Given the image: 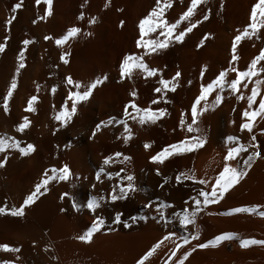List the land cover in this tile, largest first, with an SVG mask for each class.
Segmentation results:
<instances>
[{"label":"bare ground","instance_id":"obj_1","mask_svg":"<svg viewBox=\"0 0 264 264\" xmlns=\"http://www.w3.org/2000/svg\"><path fill=\"white\" fill-rule=\"evenodd\" d=\"M166 3L167 0H161L162 5ZM256 3L257 0H201L191 17L176 24L190 0H171V6L163 10L162 19L165 26L176 24L173 37L191 24L196 26L185 32L181 41L170 38L166 48L153 52L150 47L137 48L135 41L141 38L139 21L156 7V0H52L50 6L44 0L39 4L35 0H0V43H5V50L0 52V97L6 93L13 75L17 80L7 113L0 99V135L20 141L21 147L27 143L34 145V151L23 156L16 149L0 152V160L5 161L0 166V207L5 208V213L0 215V244L18 249L16 252L0 250V264L4 261L9 264H136L142 256L145 257L143 264H176L184 252L189 255L183 258L182 264H264V245L241 247L240 244L241 240H264V217L257 214L264 211V114L252 121L251 133L239 127L247 123L242 113L256 110L259 99L264 96V71L251 79L243 78L234 93L226 86L223 91L214 87L207 101L197 105L193 127L200 131L187 129L192 120L191 105L201 85L207 86L225 69L228 71L224 80L230 83L236 77L231 68L237 72L247 70L251 60L264 48V23H261L264 16L259 12L256 31L249 28V35L237 42L236 51L231 48L234 36L252 23L251 7ZM13 4L20 5L14 13ZM45 9H49L47 16ZM37 16L41 19L33 24ZM5 20L11 21L7 31ZM154 26L156 31L146 32L143 39L154 40L164 30ZM71 27L79 28L80 32L56 45L55 40L66 35ZM45 36L50 39L45 40ZM159 38L164 40L163 36ZM23 39L31 43L24 53L25 67L17 72L16 57L19 49L25 47L21 44ZM62 53L67 54V64L60 59ZM125 54L141 57L157 73L148 76L134 67L121 78L119 65ZM233 55L236 60L231 59ZM256 67L264 68V60L258 61ZM177 72L179 76H175ZM65 77L80 81L81 85L97 79L101 82L88 100L78 102L76 113L61 127L54 115L62 106L70 110L68 92L83 91L67 85ZM160 79L170 81L169 85H160ZM257 80V97L249 108L247 96ZM244 84L248 87H243ZM155 88H161L162 93L154 92ZM132 92L134 96L130 95ZM216 94L221 96L219 104L215 103ZM31 96L37 99L31 105L33 111H27ZM236 96L241 99L237 100ZM125 104H129V116L123 115ZM131 104L155 113V122L139 123L142 113L133 110ZM201 108L203 112L199 111ZM161 109L163 116H159ZM181 113L184 124H180ZM23 117H27L29 125L17 132ZM110 117L124 123L114 121L107 125ZM101 121L105 124L93 135ZM124 124L128 126L127 132ZM228 135L236 136L245 145L250 144L251 136H256V148L249 151L260 155L215 203L204 205L200 197L195 227L188 224L182 228L174 213H181L184 208L191 212L194 202L189 197L197 196L200 190L211 191L210 185L223 168L227 148L235 146V142L225 145ZM197 138L204 140L203 145L192 147ZM180 141L185 142L186 150L170 149L171 155L163 163L150 160L165 147ZM117 152L121 153L119 157L114 155ZM247 155L241 152L236 160L228 161L229 166L239 168L238 161ZM105 157H112L108 165H103ZM64 165L70 171L67 180L50 181L46 185L48 192L25 206L23 215L10 214L33 190L45 168ZM101 166L106 172H119L120 176L109 179L101 173L97 180L96 173ZM157 170L160 175L156 174ZM180 173L194 179L182 177L178 183L176 176ZM126 175L133 176L136 191H129L123 200L111 201L109 193L113 188L117 184L127 185L122 179ZM200 180H206L207 185L199 183ZM62 193L67 195L61 198ZM101 195L104 200L99 201L100 207L89 211L86 207L89 198ZM145 204L149 207L145 208ZM161 204L170 207L161 208ZM254 205L258 206L255 212L223 214L232 208ZM161 211L164 219L159 215ZM117 212L128 227L113 223ZM97 215L105 220L104 227L88 243L78 240ZM141 216L145 219H140ZM130 217H136V222ZM169 233L175 235L169 236ZM224 233L234 234L233 238L215 246L197 247ZM185 235L187 244L178 239ZM176 244L181 247L176 248ZM149 250L150 255L145 256Z\"/></svg>","mask_w":264,"mask_h":264},{"label":"snow or ice","instance_id":"obj_2","mask_svg":"<svg viewBox=\"0 0 264 264\" xmlns=\"http://www.w3.org/2000/svg\"><path fill=\"white\" fill-rule=\"evenodd\" d=\"M35 2L37 4L40 3V0H35ZM45 4H48L49 6L52 3V0H44ZM201 3V0H190V4L187 7V10L184 11L182 13V15L180 16L179 20L176 21V24H179L180 21L185 20L189 17H191L193 15V11L196 8L197 5H199ZM171 6V0H167V3L165 5L161 4V0H156V7H154L147 16H145L143 19H141L139 21L138 24V28H139V32H140V37L136 39L135 44L137 48H141L144 47L145 49H148L149 47L151 48V51L155 52L157 49H164L168 46V41L169 39H174L175 41L179 42L182 40V38L185 35V32H188L191 30V28L195 27L196 24H191L189 27L185 28L184 31L179 32L178 35H175L173 37V29H175L176 24H170L165 26V22L162 19L163 17V10L165 7H170ZM20 5L19 4H13L12 5V9L11 11L14 13L17 8H19ZM259 12L260 16H264V0H257V3L252 5L251 7V15H250V20L252 21V23L248 24V26L246 28H244L243 32H241L238 35H235L233 38V42L231 45L232 51L235 52L236 51V45L237 42H239L242 38V36H247L249 35L248 33V29L251 28L253 32L256 31V29L258 28V24L256 23V18H257V13ZM44 15L47 16L49 15V9H45ZM156 17L157 21H153L152 18ZM207 15H205L203 17V19H207ZM41 19V17L37 16L35 20L32 21L33 24H35L37 22V20ZM11 21L9 20H5L4 21V25H5V31H7V25L10 23ZM92 21H90L91 23ZM158 22V24H157ZM200 21L197 20L196 23L198 24ZM122 23V22H121ZM261 23H264V21H261ZM148 25V27L146 28L145 26ZM157 25L161 28H163L164 30L160 32L159 36H163L164 40H160L159 36H157L154 40H145L143 39L144 35L146 32H155L156 31V26ZM80 32V29L77 27H71L68 29L66 35H64L62 38L56 39L55 43L56 45H61L63 44L69 37L74 36L76 33ZM5 40H7V36L4 37ZM45 40H49L50 37L49 36H45L44 37ZM31 43L30 40L28 39H23L21 41V44L24 45L25 47H21L19 49V52L17 54V72H19L20 69L25 67L24 64V53L26 50V46L29 45ZM201 43H203V41H201ZM5 50V43H0V52H3ZM65 55H67L66 53H62L60 55V59L64 64H67L69 61L67 59H65ZM232 60H236L237 57L235 55L232 56L231 58ZM260 60H264V48L260 49V54L256 57H254L250 64L248 65L247 70L245 71H238L232 67L231 71L236 72V77L235 79H232L230 83H227L224 80L225 74L228 71V69H225L223 71H221L219 73V75H217L215 77L214 80H212L211 82H209L207 84V86L201 85L200 87V91H199V95H197L195 97L194 102L191 105V123H189L187 125V129L189 132H198L200 131L199 128H194L193 125L196 123V117H197V105L203 100V101H207V96L208 94L213 90L214 87H219L221 91L224 90V87H228L232 90V92L234 93L237 90V85L241 82V80L245 77H247L248 79H251L254 76H257L258 73L260 71H264V68H257V62ZM131 61V62H130ZM139 68L141 70L144 71V73L148 76H152L154 74L157 73V69L152 68L149 69L143 62L142 58L136 55H128L125 54L122 61L120 62L119 65V70H120V76L121 78H123L125 76V74H128L131 72V70L133 68ZM180 73L177 72L175 74V76H179ZM201 75H203V69H201ZM175 79V77H173V80ZM65 82L67 85H71L73 88L79 90L81 88H83V91H69L68 92V99L71 101V108L70 110H68L65 107H61V110L59 112H57L54 115V119L56 121L60 122L61 127H63L68 121L71 120L73 114L76 113L77 111V104L78 102L81 101H86L89 99L90 94L92 93L93 89L97 86V84H99L101 81L99 79L87 84V85H81L80 81H74L71 77H65L64 78ZM170 81L168 80H164V79H160L159 80V84L167 87L169 85ZM189 83H191V81H189ZM259 84V80H257L251 89V94H249L247 96V105L249 108L252 107L254 100L257 97V85ZM17 87V80H16V76L13 75L12 79H11V83L8 86L6 93L2 95V97H0V99H2L3 102V109L5 111V113H7L8 111V103H9V97L12 95L13 89H15ZM174 85H173V90H174ZM243 87L247 88L248 85L244 84ZM52 91H55V87H53ZM154 92H158V93H162V89L161 88H155ZM130 95L134 96L135 92L130 93ZM37 99L36 96H31L28 101V108L26 109L27 111H33L31 105L33 104V102ZM237 100L241 99V96H236ZM221 101V96L219 94H216L215 97V103L219 104ZM152 103H156V101H152ZM259 107L254 110V111H244L242 113V116L247 117V123H241L239 125L240 129H247L249 133H251L252 131V121L258 116V115H262L264 114V96H261V98L259 99ZM128 108H129V104H125L124 105V116H129L130 113L128 112ZM131 108L133 110H135L138 113H142V115L139 116V123L143 124L146 121H151V122H155L156 119V114L149 111L147 108L144 109H140L138 108L135 104H131ZM200 112L204 111V108L199 109ZM164 115V110H159V116H163ZM132 119H136V117H131ZM262 118H264V116H262ZM116 123H124L123 121L120 120H116L115 117H110L107 120V125H111L113 122ZM184 114L181 113V119H180V124H184ZM105 124L104 121H101L99 124H97L95 126V129L93 130V135L96 134V132H98L101 128V125ZM29 125V121L27 119V117H23L22 118V122L19 123L16 127V131L17 132H22L24 129H26ZM106 126V125H105ZM124 129L125 132L128 131V126L127 124H124ZM125 140L128 139L127 136L124 137ZM256 136H251L250 138V144L245 145V144H241L239 142V140L237 139L236 136L234 135H228L225 139V145L227 146L229 142H235V146L232 147H228L227 148V154L223 157L224 160V165L222 170L219 172V174L215 177V182L213 184L210 185L211 187V191H204V190H200L198 192L197 196L194 197H189L190 200H192L194 202V205L192 206V211L189 212L188 208H184V210L181 213H174V216H176L179 220V224L180 226L183 228V226L188 225V224H192L193 227H195V216L197 214L198 211H200V208L198 207L201 204V200L199 199L200 197L203 198V204L207 205L209 203H215L218 196L219 197H223L224 193L231 188L240 177H242V175L244 174V170L247 168L251 167V161L260 155L259 152L257 151H249V148L251 149H255L256 148ZM20 141L13 139L12 137H7L4 135H0V152H4L6 149H16L18 150V152L20 153L21 156L26 155L28 153H31L32 151H34V145L31 143H27L25 147H21L20 146ZM204 140L202 138H197L196 142L192 144V147H198L203 145ZM184 141H180L177 144H172L169 145L167 147H165L163 150H161L160 152L156 153L155 155L150 157V160L152 162H160L163 163L164 159L171 155V150H175V151H184L186 150L184 148ZM145 147L147 148L148 145H145ZM187 150H191V149H187ZM241 152H247L248 155L246 158H244L242 161H238V164H240L239 168H233L230 167L228 164L229 160H236V157L241 153ZM116 157H119L121 155V153L117 152L114 154ZM125 159H128L127 157H125ZM112 161V157H105L103 160V165H108L110 162ZM5 163V161L0 160V166H3ZM50 173V174H49ZM101 173H104V175L108 176L109 179H111L113 176L119 177L120 173L119 172H106L104 167L101 166L99 171L96 173V179L99 180L100 179V175ZM157 175H160L159 171L157 170ZM70 176V171L67 165H64L62 167H52V168H45L41 178L39 179V181L34 185L33 190L24 198L22 204L18 207V208H12L10 210V214L13 216H21L23 215V210L25 208V206L30 205L31 203L34 202L35 198L38 195H43L44 193L48 192V187H46V185L49 184L50 181H64L67 180ZM184 179H194L193 176L188 175L187 173H180L176 176V181L179 183L181 182V178ZM123 180L127 181V185L125 187L120 186L119 184H117L114 188H113V192L109 193V199L113 202L117 201V200H123L125 199V197L127 196L129 191H136V189L133 186V176L131 175H126L122 178ZM199 183L201 184H205L207 185V181L206 180H200ZM116 188H119V192L116 193ZM41 189H43V191H41ZM116 193V194H113ZM65 195V193L61 194V198H63ZM104 200V196L101 195L99 197H90L88 202H87V209L89 211H95L96 209H98L100 207V203L99 201ZM185 203H187V201H185ZM73 207L75 208L76 205H73ZM145 208L149 207L148 204L144 205ZM161 208H165V207H170L169 205H165V204H161L160 205ZM258 206L254 205L251 208H232L228 213H223V214H231V213H238V212H255L256 208ZM61 211H63V209H61ZM5 213V208L4 207H0V215ZM259 216L264 217V211H260L257 213ZM161 219H164V212L161 211L159 213ZM131 221L133 223L136 222V217H130ZM140 219H145L144 216H141ZM113 223H123L124 227H128L127 222H123L121 219V214L119 212H117L113 218ZM105 225V220L100 217L99 215L95 216V218L91 221L90 226H88L86 228V230L83 232V234L79 235L77 237L78 240L88 243L91 239V237L93 236L94 233L98 232L99 230H101ZM175 235V233H169V236ZM192 238L195 239L196 238V233L193 232L191 233ZM232 233H224V234H220V235H216L212 240L208 241L207 243H199L197 244L198 248H205L207 247L209 244L215 246L216 244L220 243L223 240H228L233 238ZM178 239L183 243V244H187L188 241V236H180L178 237ZM241 247H245L249 244H261L264 245V240H256V239H251V240H241L240 241ZM156 245H153V248H155ZM176 248H180L181 244H176L175 245ZM0 250H3L5 252L11 251V252H16L18 251V249L16 248H9L8 245L6 244H0ZM151 250H149L148 253L145 254V256L150 255ZM173 256L176 255V252L173 251L172 253ZM189 255L188 252H184V257H182L180 260L176 261V264H182V260L183 258H186ZM171 259V257H169ZM53 259H55L53 257ZM145 259V257H141L136 264H143V260ZM3 264H9L8 261H4Z\"/></svg>","mask_w":264,"mask_h":264}]
</instances>
